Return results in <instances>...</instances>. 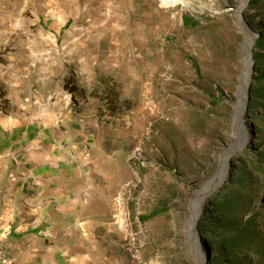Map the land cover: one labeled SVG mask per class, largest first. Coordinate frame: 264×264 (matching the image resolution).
<instances>
[{"label":"rangeland","instance_id":"1","mask_svg":"<svg viewBox=\"0 0 264 264\" xmlns=\"http://www.w3.org/2000/svg\"><path fill=\"white\" fill-rule=\"evenodd\" d=\"M185 1L193 11L161 0H0V48L26 57L43 50L39 37L58 36L53 47L59 53L62 37L124 34L128 22V58H122L124 49L118 50L116 84L128 85L124 208L128 254L135 255L137 264H198L199 252L206 264L197 222L207 192L223 184L233 160L256 146L245 108L246 139L226 151L236 141L232 114L244 35L234 7L240 0ZM250 1L241 16L254 34L253 46L259 17L245 12ZM107 46L102 39V69ZM219 173L220 179L208 183ZM152 210L164 212L141 222Z\"/></svg>","mask_w":264,"mask_h":264},{"label":"crops","instance_id":"2","mask_svg":"<svg viewBox=\"0 0 264 264\" xmlns=\"http://www.w3.org/2000/svg\"><path fill=\"white\" fill-rule=\"evenodd\" d=\"M127 28L62 37L59 53L54 35L39 37L43 50L27 57L0 48V257L7 264H137L128 223L113 213L117 188L128 185V85L116 84Z\"/></svg>","mask_w":264,"mask_h":264},{"label":"trees","instance_id":"3","mask_svg":"<svg viewBox=\"0 0 264 264\" xmlns=\"http://www.w3.org/2000/svg\"><path fill=\"white\" fill-rule=\"evenodd\" d=\"M245 12L259 17L246 105V119L252 123L256 146L244 150L238 161L232 159L223 184L203 205L197 229L205 245L206 264H264V229L260 222L264 221V0H251ZM256 108L261 113L254 114ZM162 212L152 210L140 220Z\"/></svg>","mask_w":264,"mask_h":264},{"label":"bare ground","instance_id":"4","mask_svg":"<svg viewBox=\"0 0 264 264\" xmlns=\"http://www.w3.org/2000/svg\"><path fill=\"white\" fill-rule=\"evenodd\" d=\"M163 5H172L177 2L183 3L187 5L189 9L193 11L190 7L189 3L185 0H161ZM246 0H240V3L234 7V16L236 21L241 29L242 34L244 35V42L241 46V60H240V70L238 74V91L236 94V101L233 106V114H232V128H233V135L236 137V141L234 142L233 146L228 148L226 151H231L232 149L238 148L246 139V133L242 125V116L244 113V104L246 101V87L250 76V50L252 49V42L254 34L250 31V29L245 24L244 20L241 16L242 8L245 4ZM221 178V173L215 175V177L211 178L208 183H214L218 179ZM207 183V184H208ZM198 209L194 211V217L197 215ZM197 251L198 248L196 244H194ZM197 254V253H196ZM197 263L203 264V255L202 253L199 255L197 254Z\"/></svg>","mask_w":264,"mask_h":264},{"label":"built area","instance_id":"5","mask_svg":"<svg viewBox=\"0 0 264 264\" xmlns=\"http://www.w3.org/2000/svg\"><path fill=\"white\" fill-rule=\"evenodd\" d=\"M88 156L89 154L84 151V157L88 158ZM125 187L126 186L117 189L113 199L114 216L116 217V219L121 220L122 222H126L128 220V213L124 208L125 202L127 201ZM0 263L6 264V260L0 257Z\"/></svg>","mask_w":264,"mask_h":264},{"label":"water","instance_id":"6","mask_svg":"<svg viewBox=\"0 0 264 264\" xmlns=\"http://www.w3.org/2000/svg\"><path fill=\"white\" fill-rule=\"evenodd\" d=\"M256 37H257V35H256ZM252 48H253V46H252ZM252 64H253V62H252V60H251V65H250V69H251V72H250V76H249V80H248V83H247V87H246V101H245V104H244V109L246 108V105H247V100H248V91H249V87H250V80L252 79ZM211 190H209L208 192H207V197H209V195H210V192ZM207 201H209V199L207 200Z\"/></svg>","mask_w":264,"mask_h":264}]
</instances>
